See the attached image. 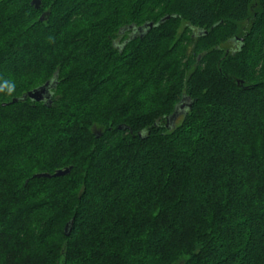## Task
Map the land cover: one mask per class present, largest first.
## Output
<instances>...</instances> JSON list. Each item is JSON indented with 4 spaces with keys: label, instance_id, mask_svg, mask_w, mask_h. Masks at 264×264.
Returning a JSON list of instances; mask_svg holds the SVG:
<instances>
[{
    "label": "trees",
    "instance_id": "16d2710c",
    "mask_svg": "<svg viewBox=\"0 0 264 264\" xmlns=\"http://www.w3.org/2000/svg\"><path fill=\"white\" fill-rule=\"evenodd\" d=\"M33 1L0 0V264H264V0Z\"/></svg>",
    "mask_w": 264,
    "mask_h": 264
},
{
    "label": "water",
    "instance_id": "95a60500",
    "mask_svg": "<svg viewBox=\"0 0 264 264\" xmlns=\"http://www.w3.org/2000/svg\"><path fill=\"white\" fill-rule=\"evenodd\" d=\"M32 5L35 7V9H39L41 6V1L40 0H34L32 2ZM171 17H165L163 18L158 25H162L165 24L167 21H170ZM41 21H45V17L41 18ZM157 25V26H158ZM154 28V24L153 23H148L145 24L143 27L137 28L136 32H138L141 36V38H144L145 31H147L148 29L151 30ZM242 42V40H241ZM55 86V82L54 81H50L48 82L45 86L38 88L36 90H33L31 92H29V94L27 95V97L35 102H43L45 100H50V98L52 97V93L51 90L54 88ZM14 102H17V100H15ZM192 101L190 98H183L181 100V102L175 107L174 112L167 117V127L172 129L176 126L177 121L184 115L187 114V112L189 110H191L192 108ZM69 170H65V171H58L57 173H55L54 175H48V174H43V175H38V178H59V177H64L66 175L69 174ZM72 227V224L68 225L66 228V233L67 235H69V229Z\"/></svg>",
    "mask_w": 264,
    "mask_h": 264
},
{
    "label": "rangeland",
    "instance_id": "374dc122",
    "mask_svg": "<svg viewBox=\"0 0 264 264\" xmlns=\"http://www.w3.org/2000/svg\"><path fill=\"white\" fill-rule=\"evenodd\" d=\"M47 15H49L48 14V11H47V13H44L43 15H42V17H47ZM41 17V18H42ZM239 38H242V36H238ZM240 39H238V40H236V41H239ZM242 40V39H241ZM237 48H238V43L237 42H231L230 44H227L225 47H224V52H227V53H230V54H232V53H234L235 52V50H237ZM179 121V120H178Z\"/></svg>",
    "mask_w": 264,
    "mask_h": 264
},
{
    "label": "clouds",
    "instance_id": "9594fccd",
    "mask_svg": "<svg viewBox=\"0 0 264 264\" xmlns=\"http://www.w3.org/2000/svg\"><path fill=\"white\" fill-rule=\"evenodd\" d=\"M9 91H11V89H9Z\"/></svg>",
    "mask_w": 264,
    "mask_h": 264
}]
</instances>
